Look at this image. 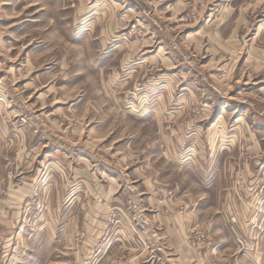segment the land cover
Returning a JSON list of instances; mask_svg holds the SVG:
<instances>
[{
    "label": "rangeland",
    "instance_id": "374dc122",
    "mask_svg": "<svg viewBox=\"0 0 264 264\" xmlns=\"http://www.w3.org/2000/svg\"><path fill=\"white\" fill-rule=\"evenodd\" d=\"M232 2L0 0V264H224L228 232L238 261L255 249L264 64L250 81L242 24L220 37L256 0Z\"/></svg>",
    "mask_w": 264,
    "mask_h": 264
},
{
    "label": "crops",
    "instance_id": "0c3cea01",
    "mask_svg": "<svg viewBox=\"0 0 264 264\" xmlns=\"http://www.w3.org/2000/svg\"><path fill=\"white\" fill-rule=\"evenodd\" d=\"M228 4H233L235 6V3H233L232 0H228ZM226 18H227L226 20L220 22V24L222 25V30L220 31V37L226 38L227 42L230 44L231 47L237 48L238 44H240L239 43L240 41L238 40L239 38L238 33L239 31H241L242 28H240L239 26L242 24V27L244 26L245 29L246 28L248 29L247 31L244 30V38H245L244 45L246 46L249 45V49H247V53L244 56V67L247 68L248 66H251L249 72L247 73V78H249L250 81H252V77L255 73V69H257L256 67L259 66V64L260 65L264 64V0H256V3L254 4L253 8L244 17L238 16L236 10L234 11V9L233 10L231 9L229 10L228 16ZM222 40L223 42L226 41L224 39ZM237 40L239 42H237ZM255 42L261 48L260 49L261 54H258V50L257 48H255ZM257 60L261 61L258 65H257L258 63ZM259 68L261 69L260 66ZM262 69H263V73L260 72L259 73L261 75H264V67ZM258 91L264 94V84L259 86ZM262 97H264V95ZM262 144L260 143V141L257 140L253 142V144L251 145L253 156L251 157L252 158L251 162L248 163L245 167V171L250 175V180H251L250 183L257 182L261 173L264 172V145ZM237 206L242 209H246V208L248 209V206L246 204L236 203V202L231 203V205H229L228 208L234 209L237 208ZM244 214L245 213H243V215ZM219 224H221V227L226 225L228 230H230L231 227L235 229L234 223L231 222L225 223L219 221ZM224 234L228 242L227 250H229L231 253L223 256L224 252H221L219 250L220 256L218 257L222 259L221 260L222 263H224L223 261H226V258L224 257L227 256V261L228 260L229 261L224 264H239V262H242V264H264V223H263V227L259 229V232H256L255 234L257 240L255 238L251 240L252 242L254 241L256 244L255 249L253 251H248L244 253L243 254L244 258L242 257L241 261H238V259L240 258L239 257L240 254L237 252V249L232 244L229 243L230 237L233 236L234 238V235L230 232ZM224 234H222L221 231V235L223 237ZM223 237L221 241H224ZM188 264H192V263H188Z\"/></svg>",
    "mask_w": 264,
    "mask_h": 264
}]
</instances>
